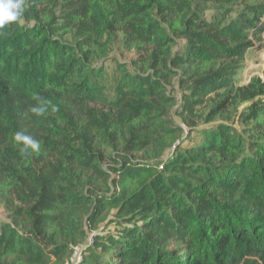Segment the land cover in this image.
<instances>
[{"label":"trees","instance_id":"16d2710c","mask_svg":"<svg viewBox=\"0 0 264 264\" xmlns=\"http://www.w3.org/2000/svg\"><path fill=\"white\" fill-rule=\"evenodd\" d=\"M201 1L24 0L0 28V264L62 260L85 237L80 218L97 228L113 211L127 224L97 237L80 264H264V79L211 110L245 104L252 139L222 124L155 163L183 134L168 119L170 85L184 90L178 114L193 126L186 114L229 84L264 34V0H210L234 14L220 22L198 16ZM117 33L141 74H124L110 100L95 62ZM178 39L186 47L174 53Z\"/></svg>","mask_w":264,"mask_h":264},{"label":"rangeland","instance_id":"374dc122","mask_svg":"<svg viewBox=\"0 0 264 264\" xmlns=\"http://www.w3.org/2000/svg\"><path fill=\"white\" fill-rule=\"evenodd\" d=\"M202 14L205 19L215 22L225 21L232 18L234 14L225 15L219 8L210 0H203L200 2V8L198 10V16ZM161 21L165 34H169L167 24L162 21V18L158 17ZM186 47L185 39H178L176 45L173 47L175 52H183ZM139 56L135 51L127 50L122 42V34H112V43L108 57L105 59H98L95 62V69L100 70V75L95 76L94 80L98 85H102L107 97L111 100L115 94L120 79L124 74L131 75L133 79H136L141 74ZM260 77L264 79V34L258 40H255L254 46L248 50L245 58L241 63V67L235 71L229 78V84L220 88L216 94L209 97V99L202 105L197 106L193 115L186 114V118L194 122L193 126L178 114L183 105L185 92L182 90L177 80L170 85V91L177 98V104L175 108L170 112L168 119L175 125L183 129V134L179 143L172 147L168 146L162 150L158 160L155 161L157 165H160L169 158L171 152L189 153L190 149L203 142L204 134L210 129H218L222 124L230 127L234 132L244 137L246 140L253 137L247 132V125L241 120V113L243 112L244 105L242 103H236L230 105L221 114L210 119L211 110L217 106L218 102H222L229 94V90L235 89L247 85L253 78ZM254 122L251 123V127L254 126ZM178 174L177 170L166 173V179L171 184L175 179V175ZM6 207L0 201V224L7 221ZM122 219L115 216V211L109 213L107 218L102 221L97 228H91L86 217H82L79 220V228L84 231V239L76 244L72 245L69 252L64 259L59 260L52 258L49 264H80L83 255L87 248L93 245L95 239L99 236H104L109 233L117 234L122 231V227L126 224ZM133 223V222H132Z\"/></svg>","mask_w":264,"mask_h":264},{"label":"clouds","instance_id":"9594fccd","mask_svg":"<svg viewBox=\"0 0 264 264\" xmlns=\"http://www.w3.org/2000/svg\"><path fill=\"white\" fill-rule=\"evenodd\" d=\"M23 3L24 0H0V28L18 20L24 11V8L22 7ZM32 111L42 113L43 109L33 108ZM14 139L16 142L30 146L33 151L38 152L40 150V143L22 132H17Z\"/></svg>","mask_w":264,"mask_h":264},{"label":"built area","instance_id":"2783aa9c","mask_svg":"<svg viewBox=\"0 0 264 264\" xmlns=\"http://www.w3.org/2000/svg\"><path fill=\"white\" fill-rule=\"evenodd\" d=\"M180 141V140H179ZM179 141L176 143V145L179 143Z\"/></svg>","mask_w":264,"mask_h":264}]
</instances>
